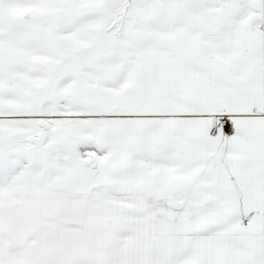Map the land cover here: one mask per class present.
<instances>
[{
    "label": "snow or ice",
    "instance_id": "obj_1",
    "mask_svg": "<svg viewBox=\"0 0 264 264\" xmlns=\"http://www.w3.org/2000/svg\"><path fill=\"white\" fill-rule=\"evenodd\" d=\"M0 264H264V0H0Z\"/></svg>",
    "mask_w": 264,
    "mask_h": 264
}]
</instances>
